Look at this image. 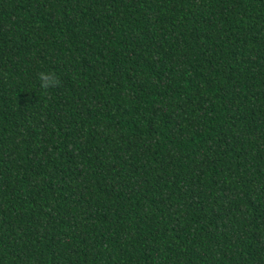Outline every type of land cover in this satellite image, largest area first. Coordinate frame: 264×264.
Instances as JSON below:
<instances>
[{"label":"trees","instance_id":"1","mask_svg":"<svg viewBox=\"0 0 264 264\" xmlns=\"http://www.w3.org/2000/svg\"><path fill=\"white\" fill-rule=\"evenodd\" d=\"M0 264H264V0H0Z\"/></svg>","mask_w":264,"mask_h":264},{"label":"clouds","instance_id":"2","mask_svg":"<svg viewBox=\"0 0 264 264\" xmlns=\"http://www.w3.org/2000/svg\"><path fill=\"white\" fill-rule=\"evenodd\" d=\"M38 86L43 92L55 88L60 81L52 71H41L37 73Z\"/></svg>","mask_w":264,"mask_h":264}]
</instances>
